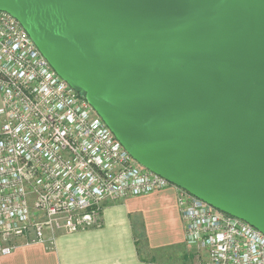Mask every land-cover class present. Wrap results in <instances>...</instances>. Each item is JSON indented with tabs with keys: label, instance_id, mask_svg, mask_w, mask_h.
Instances as JSON below:
<instances>
[{
	"label": "water",
	"instance_id": "obj_1",
	"mask_svg": "<svg viewBox=\"0 0 264 264\" xmlns=\"http://www.w3.org/2000/svg\"><path fill=\"white\" fill-rule=\"evenodd\" d=\"M143 169L264 235V0H0Z\"/></svg>",
	"mask_w": 264,
	"mask_h": 264
},
{
	"label": "built area",
	"instance_id": "obj_2",
	"mask_svg": "<svg viewBox=\"0 0 264 264\" xmlns=\"http://www.w3.org/2000/svg\"><path fill=\"white\" fill-rule=\"evenodd\" d=\"M0 256L99 227L104 203L176 192L189 246L208 264H264V235L139 166L89 103L0 12Z\"/></svg>",
	"mask_w": 264,
	"mask_h": 264
},
{
	"label": "crops",
	"instance_id": "obj_3",
	"mask_svg": "<svg viewBox=\"0 0 264 264\" xmlns=\"http://www.w3.org/2000/svg\"><path fill=\"white\" fill-rule=\"evenodd\" d=\"M175 195L170 187L104 203L99 227L60 232L50 248L21 245L0 264H208L204 252L185 243Z\"/></svg>",
	"mask_w": 264,
	"mask_h": 264
},
{
	"label": "rangeland",
	"instance_id": "obj_4",
	"mask_svg": "<svg viewBox=\"0 0 264 264\" xmlns=\"http://www.w3.org/2000/svg\"><path fill=\"white\" fill-rule=\"evenodd\" d=\"M1 106H2V104H1ZM1 106H0V108H1ZM141 244V243H140ZM142 248V247H141ZM142 253H143V251H142Z\"/></svg>",
	"mask_w": 264,
	"mask_h": 264
}]
</instances>
